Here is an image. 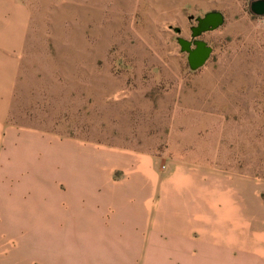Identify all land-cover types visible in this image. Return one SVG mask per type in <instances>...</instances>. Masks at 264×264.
I'll list each match as a JSON object with an SVG mask.
<instances>
[{"label":"rangeland","instance_id":"374dc122","mask_svg":"<svg viewBox=\"0 0 264 264\" xmlns=\"http://www.w3.org/2000/svg\"><path fill=\"white\" fill-rule=\"evenodd\" d=\"M252 1L15 0L28 19L0 132V264L235 262L153 238L131 180L205 162L232 177L205 166L207 183L231 184L264 230V17ZM211 11L224 22L200 36L212 50L191 71L177 38Z\"/></svg>","mask_w":264,"mask_h":264},{"label":"crops","instance_id":"0c3cea01","mask_svg":"<svg viewBox=\"0 0 264 264\" xmlns=\"http://www.w3.org/2000/svg\"><path fill=\"white\" fill-rule=\"evenodd\" d=\"M27 19L25 7L15 0L0 5V132L4 130L14 87V54L22 48ZM101 156L108 158L107 165L125 166L129 162V159L110 152ZM205 166L209 165L205 162L197 166L177 164L161 178L158 174L149 177L133 174L131 181L136 184V194L144 214L136 207L142 216L138 221L142 224L144 220V227L150 228L148 231L153 238H160L159 233L165 235L164 231H168V235H173L170 243L176 244V250L181 251L186 245L193 244L207 258L221 259L231 254L235 260L232 264H238L240 257L243 258L242 264H264V230L251 228V222L240 214L232 197L234 188L231 184H222L216 176L225 175L229 180L232 178L230 173L209 166L211 173L216 175L208 184ZM183 194V206L186 207L182 219L184 225L180 223L179 228L173 229L169 215L176 203L174 198ZM88 203L91 206L93 201ZM89 212L96 210L92 206ZM92 219L91 222L97 220Z\"/></svg>","mask_w":264,"mask_h":264},{"label":"water","instance_id":"95a60500","mask_svg":"<svg viewBox=\"0 0 264 264\" xmlns=\"http://www.w3.org/2000/svg\"><path fill=\"white\" fill-rule=\"evenodd\" d=\"M250 13L253 16L264 17V0H254L249 5ZM190 19H192L190 17ZM196 25L190 28L191 38L194 39L193 49L190 48L191 42L186 39L177 38L178 45L180 46L182 53H187V63L191 71L198 70L208 60L211 47L206 42L199 40L198 38L205 32L213 31L219 28L224 22V16L218 11H211L204 14L203 17L195 19ZM176 33H179V29H174Z\"/></svg>","mask_w":264,"mask_h":264},{"label":"flooded vegetation","instance_id":"af4514ba","mask_svg":"<svg viewBox=\"0 0 264 264\" xmlns=\"http://www.w3.org/2000/svg\"><path fill=\"white\" fill-rule=\"evenodd\" d=\"M196 19V18H195ZM194 19V22H195V25H196V20ZM200 38V37H199ZM198 38V39H199ZM200 40V39H199ZM187 41H189V42H191V45H190V48L191 49H193L195 46L193 45V41H194V39H192V38H190L189 40H187ZM187 54V53H186Z\"/></svg>","mask_w":264,"mask_h":264}]
</instances>
